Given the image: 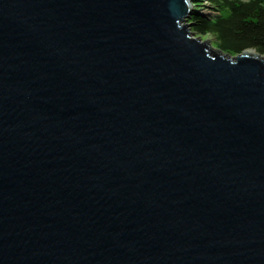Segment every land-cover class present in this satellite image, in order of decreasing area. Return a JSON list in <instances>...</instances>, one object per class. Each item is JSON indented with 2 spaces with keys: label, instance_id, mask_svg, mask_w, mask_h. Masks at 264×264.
I'll return each mask as SVG.
<instances>
[{
  "label": "water",
  "instance_id": "obj_1",
  "mask_svg": "<svg viewBox=\"0 0 264 264\" xmlns=\"http://www.w3.org/2000/svg\"><path fill=\"white\" fill-rule=\"evenodd\" d=\"M191 0H0V264H264V57Z\"/></svg>",
  "mask_w": 264,
  "mask_h": 264
},
{
  "label": "trees",
  "instance_id": "obj_2",
  "mask_svg": "<svg viewBox=\"0 0 264 264\" xmlns=\"http://www.w3.org/2000/svg\"><path fill=\"white\" fill-rule=\"evenodd\" d=\"M215 13L192 10L195 35L210 36L214 46L230 56L253 50L264 56V0H203Z\"/></svg>",
  "mask_w": 264,
  "mask_h": 264
},
{
  "label": "rangeland",
  "instance_id": "obj_3",
  "mask_svg": "<svg viewBox=\"0 0 264 264\" xmlns=\"http://www.w3.org/2000/svg\"><path fill=\"white\" fill-rule=\"evenodd\" d=\"M192 2H194V3H197V4H200V5H203V6H206V7H209V5L205 2V1H203V0H191ZM210 8V7H209ZM186 24H189L190 26H191V24H190V19H188L186 22H185ZM190 30H191V27H190ZM195 35V34H194ZM195 37H200L199 35H195ZM210 41H211V44L212 45H214V41H213V38L212 37H210ZM264 57V56H263Z\"/></svg>",
  "mask_w": 264,
  "mask_h": 264
},
{
  "label": "bare ground",
  "instance_id": "obj_4",
  "mask_svg": "<svg viewBox=\"0 0 264 264\" xmlns=\"http://www.w3.org/2000/svg\"><path fill=\"white\" fill-rule=\"evenodd\" d=\"M245 52L254 54L253 50H245Z\"/></svg>",
  "mask_w": 264,
  "mask_h": 264
}]
</instances>
